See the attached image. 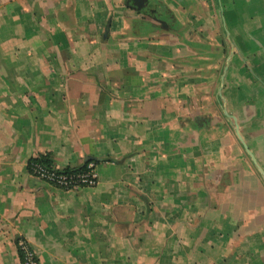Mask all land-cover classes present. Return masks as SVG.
<instances>
[{"label":"crops","instance_id":"crops-1","mask_svg":"<svg viewBox=\"0 0 264 264\" xmlns=\"http://www.w3.org/2000/svg\"><path fill=\"white\" fill-rule=\"evenodd\" d=\"M201 1L224 40L154 0H0V264H264V0Z\"/></svg>","mask_w":264,"mask_h":264},{"label":"built area","instance_id":"built-area-1","mask_svg":"<svg viewBox=\"0 0 264 264\" xmlns=\"http://www.w3.org/2000/svg\"><path fill=\"white\" fill-rule=\"evenodd\" d=\"M29 171L35 177L66 190L93 187L98 182L96 163L94 161L87 162L86 167L79 170L61 169L52 163L51 165H46L32 160L29 164ZM17 246L22 254V264H39L38 256L28 242L19 240Z\"/></svg>","mask_w":264,"mask_h":264},{"label":"rangeland","instance_id":"rangeland-1","mask_svg":"<svg viewBox=\"0 0 264 264\" xmlns=\"http://www.w3.org/2000/svg\"><path fill=\"white\" fill-rule=\"evenodd\" d=\"M154 1H155V2H153L154 8L158 10L159 15H160L159 19H161L163 24L167 25L168 28L172 26L171 24L174 21L176 22V23L174 22L176 25L179 22L181 24V26H184V28L187 26L190 27L189 24L187 25L188 22H190V24L192 22L197 26V29L195 30V34L194 33H192V34L188 33L187 31L183 32L184 38L196 39L198 34L201 33L202 35H206V36L211 37V40L214 42L215 41L217 42L219 37H221V39L223 38V40H224L225 34H224V30L222 28H220L219 18L217 17L218 23H216V26L214 28V25H213L212 20L210 18V14L205 12L208 8H207V6L203 7L201 0H163V2L162 1L158 2L159 0H154ZM174 1H176V2H174ZM181 1H183V3L191 1L192 7H190V8L183 7L182 9H180L179 7H177V5H180V4L183 5ZM263 4H264V2H263ZM146 14H148V16H150V14L148 12H146ZM216 16H218L217 12H216ZM252 16L254 18V15H252ZM259 17H261V19H264V13H262V14L260 13ZM249 18H250V16H248V19ZM205 21H206V25L204 26ZM196 22L199 24H197ZM209 25H211L212 28ZM177 28H179V26ZM228 34L229 33L227 32L226 35L228 36ZM232 127H234V126H232Z\"/></svg>","mask_w":264,"mask_h":264},{"label":"trees","instance_id":"trees-1","mask_svg":"<svg viewBox=\"0 0 264 264\" xmlns=\"http://www.w3.org/2000/svg\"><path fill=\"white\" fill-rule=\"evenodd\" d=\"M174 22H175V21H174ZM174 22H173L171 25H175ZM33 160L36 161V162H39V163H41V164H46V165H51V163H52L49 154H47V155H40V156H38L37 158H34ZM31 161H32V160H31ZM31 161H30V162H31ZM29 164H30V163H29ZM86 165H87V163L84 164L83 166L79 167L78 169H79V170H80V169H84V168L86 167ZM18 251H19V250H18ZM19 254H20V258H21V257H22V254L20 253V251H19ZM38 260H39V259H38Z\"/></svg>","mask_w":264,"mask_h":264},{"label":"flooded vegetation","instance_id":"flooded-vegetation-1","mask_svg":"<svg viewBox=\"0 0 264 264\" xmlns=\"http://www.w3.org/2000/svg\"><path fill=\"white\" fill-rule=\"evenodd\" d=\"M131 2H132L133 6H134L135 8H138V7H142V6H144L143 0H131ZM142 8H143V7H142ZM146 12H148L149 14H152V13H153V9H152L151 7H148ZM158 20H161V19L158 18ZM161 26H162L163 28L166 27V25H164V24H162V23H161Z\"/></svg>","mask_w":264,"mask_h":264},{"label":"water","instance_id":"water-1","mask_svg":"<svg viewBox=\"0 0 264 264\" xmlns=\"http://www.w3.org/2000/svg\"><path fill=\"white\" fill-rule=\"evenodd\" d=\"M254 161H255V163L257 164V162H256V160L254 159ZM261 172H262V174H263V176H264V172L261 170Z\"/></svg>","mask_w":264,"mask_h":264}]
</instances>
